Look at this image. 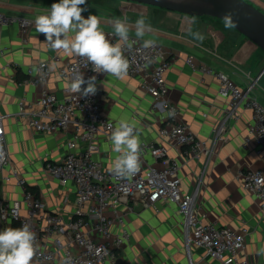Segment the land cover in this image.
Listing matches in <instances>:
<instances>
[{
  "label": "crops",
  "instance_id": "0c3cea01",
  "mask_svg": "<svg viewBox=\"0 0 264 264\" xmlns=\"http://www.w3.org/2000/svg\"><path fill=\"white\" fill-rule=\"evenodd\" d=\"M264 11V0H247ZM59 0H0V11L20 13L35 19L45 14ZM82 16L97 15L103 31H114V18L128 17L135 36L134 24L143 15L153 31L145 39L163 45L171 60L165 72L169 85L166 100L179 109L177 119L188 125L203 148L211 154L185 156L184 147L161 136L159 127L171 120L165 100L157 99L141 83L140 76L116 78L102 73L98 94L103 112L116 121H128L136 126L140 142H154L167 150L166 158L151 154L146 161L164 165L166 161L179 164L181 187L191 192L198 187L196 202L204 212V221L247 229L242 255L249 264H264V211L258 196L246 189L241 172L244 169H264V156L254 144H245V135L252 122V112L243 104L238 114L230 115L222 136L216 132L230 107L229 96L219 92L220 80L214 74L193 69L186 61L189 55L215 70H221L240 86L246 88L256 81L252 95L264 105V50L226 21L212 16H193L177 11L128 0H86L81 5ZM57 53L59 60L51 61ZM74 54L53 50L46 46L43 34L35 25L26 39L20 26L12 23L0 27V112L4 115L6 147L10 163L0 171V200L21 199L24 187L15 177L6 180L12 168L19 169L27 186L33 189L47 207L71 219L75 213V184L66 185L45 169L46 162H58L68 152V142L76 135L74 126L56 132L32 130L19 115V100L35 102L47 88L60 97L68 93L70 81L59 71L60 66ZM49 60L51 76L46 84L30 78L27 68L38 61ZM75 150L84 146L82 138H75ZM110 138L101 137L99 149L93 157L110 168L115 159ZM158 209L130 201L123 205L125 222L115 223L113 233L124 227L128 240L121 246V258L129 264H187L189 262L183 231V214L175 202H157ZM3 229L15 227L3 222ZM85 230H87L85 228ZM93 233V232H92ZM96 237H101L94 233ZM73 249L76 246L73 245ZM195 264H222L207 256L200 248H193Z\"/></svg>",
  "mask_w": 264,
  "mask_h": 264
},
{
  "label": "built area",
  "instance_id": "2783aa9c",
  "mask_svg": "<svg viewBox=\"0 0 264 264\" xmlns=\"http://www.w3.org/2000/svg\"><path fill=\"white\" fill-rule=\"evenodd\" d=\"M34 21L20 13L0 11V27L17 23L25 39L35 25ZM103 32L109 41L117 42L114 31ZM129 35L135 43L131 51H125L130 61L126 76H140L143 87L153 97L165 100L170 112L171 120L159 127V134L183 146L185 156L201 153L210 155L212 150L203 148L188 125L177 119L178 107L166 100L169 85L165 72L171 60L163 45L155 41V47L144 49L141 40ZM45 44L51 48L46 40ZM59 59L57 53L51 57V61ZM148 60H151L150 64ZM186 61L193 69L216 75L220 80V94L230 98L231 108L220 123L216 136H222L227 127V118L237 115L238 105L243 104L252 112L245 144L253 143L257 153L264 156V105L251 94L256 81L253 80L244 88L226 72L197 62L192 55ZM27 70L33 81L42 84L48 82L52 73L49 60L38 61ZM59 71L70 82L76 72L83 73L85 81L95 77V93L81 95L68 90L67 94L60 97L58 93L44 88L35 102L21 98L18 113L37 132H56L75 127L76 135L68 142V152L58 162H46L44 169L64 185L70 182L75 184L76 216L65 219L60 213L51 211L44 200L27 186L25 177L16 168H12L5 179L15 177L24 187L23 197L13 201L0 200L3 222H13L15 227L28 224L36 234V252L31 264H129L120 255V248L128 240L129 232L124 227L119 233H113L112 229L115 223L123 226L125 212L122 207L130 201L140 202L156 210L159 201L177 204L183 214V231L189 257L187 264H195L191 256L193 248L202 249L207 256L222 264H249L248 258L242 255L247 229L205 222V214L196 202L199 186L191 192L182 190L179 164L166 161L164 165H156L146 161L148 154L165 159L167 150L164 146L141 141L140 168L130 178L116 177L111 167L107 168L93 157L99 149L100 138H110L121 121L104 114L98 94L102 73L94 72L91 64L85 66L84 60L74 54L60 66ZM75 138H82L85 142L79 151L75 150ZM9 163L4 115L0 112V171ZM241 175L244 187L258 196L264 211V169L249 167L242 170ZM94 233L101 237H96ZM73 245L76 249H73Z\"/></svg>",
  "mask_w": 264,
  "mask_h": 264
},
{
  "label": "clouds",
  "instance_id": "9594fccd",
  "mask_svg": "<svg viewBox=\"0 0 264 264\" xmlns=\"http://www.w3.org/2000/svg\"><path fill=\"white\" fill-rule=\"evenodd\" d=\"M86 0H59L50 10L35 17L36 30L45 36L51 49L75 54L81 57L85 66L92 65L96 73H106L116 78L127 75L130 61L125 51H131L135 41L130 39L131 26L128 17H117L112 21L114 35L118 38L112 43L100 28L97 15L82 16L86 11L81 5ZM226 26L235 25L226 17ZM135 37L141 40L144 49L155 47V40L145 39L152 32L146 17L141 15L135 21ZM147 63H151L148 60ZM87 85L83 87V85ZM73 93L94 94L95 77L85 81L83 73L76 72L68 85ZM112 149L117 155L111 166V172L118 178H130L140 168L141 145L136 126L128 121H121L111 134ZM36 234L30 225L8 227L0 231V264H31L36 252Z\"/></svg>",
  "mask_w": 264,
  "mask_h": 264
},
{
  "label": "water",
  "instance_id": "95a60500",
  "mask_svg": "<svg viewBox=\"0 0 264 264\" xmlns=\"http://www.w3.org/2000/svg\"><path fill=\"white\" fill-rule=\"evenodd\" d=\"M193 16H212L226 21L264 50V11L247 0H128ZM3 230L0 207V231Z\"/></svg>",
  "mask_w": 264,
  "mask_h": 264
},
{
  "label": "trees",
  "instance_id": "16d2710c",
  "mask_svg": "<svg viewBox=\"0 0 264 264\" xmlns=\"http://www.w3.org/2000/svg\"><path fill=\"white\" fill-rule=\"evenodd\" d=\"M31 189V188H30ZM31 190H33V189H31ZM34 191V190H33ZM35 192V191H34Z\"/></svg>",
  "mask_w": 264,
  "mask_h": 264
}]
</instances>
